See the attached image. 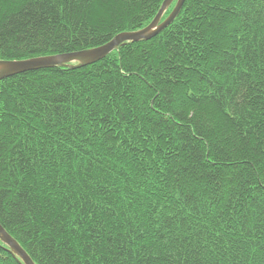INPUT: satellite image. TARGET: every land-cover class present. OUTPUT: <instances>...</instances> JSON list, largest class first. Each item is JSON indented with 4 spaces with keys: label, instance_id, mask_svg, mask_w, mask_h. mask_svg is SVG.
Here are the masks:
<instances>
[{
    "label": "trees",
    "instance_id": "1",
    "mask_svg": "<svg viewBox=\"0 0 264 264\" xmlns=\"http://www.w3.org/2000/svg\"><path fill=\"white\" fill-rule=\"evenodd\" d=\"M165 1L0 0V62L105 46ZM0 224L36 264H264V0H186L97 64L0 81ZM0 264H23L1 239Z\"/></svg>",
    "mask_w": 264,
    "mask_h": 264
},
{
    "label": "water",
    "instance_id": "2",
    "mask_svg": "<svg viewBox=\"0 0 264 264\" xmlns=\"http://www.w3.org/2000/svg\"><path fill=\"white\" fill-rule=\"evenodd\" d=\"M175 1L176 0H166L159 14L150 26L139 31L120 34L105 46L71 54L33 58L23 61L0 62V81L27 72L57 67H68L70 64L80 63L84 66L94 65L103 61L112 53L119 50L120 47L125 46L128 43H139L141 41L150 40L166 30L178 17L186 0H177L176 7L172 14L163 23L161 22L164 14ZM0 239L10 248L14 255L23 262V264H36L22 246L2 227L1 224Z\"/></svg>",
    "mask_w": 264,
    "mask_h": 264
}]
</instances>
